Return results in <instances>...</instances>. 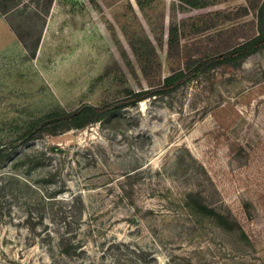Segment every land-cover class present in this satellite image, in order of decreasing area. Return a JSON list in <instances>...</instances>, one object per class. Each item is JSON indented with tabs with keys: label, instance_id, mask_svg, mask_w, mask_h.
<instances>
[{
	"label": "rangeland",
	"instance_id": "374dc122",
	"mask_svg": "<svg viewBox=\"0 0 264 264\" xmlns=\"http://www.w3.org/2000/svg\"><path fill=\"white\" fill-rule=\"evenodd\" d=\"M15 1L7 18L31 25L40 41L35 57L22 61L23 47L0 16V120L23 107L73 110L117 98L115 77L100 79L113 62L134 90L145 89L150 80L129 48L130 35L152 41L166 76L179 67L166 57L169 25L179 26L185 46L200 38L191 33L200 17L245 4L53 0L46 8ZM240 157L246 165L233 162ZM0 184V264H264V50L170 95L28 142L0 164ZM54 186L62 197L83 200L71 236L61 241L42 234L45 225L59 231L41 195ZM188 192L215 206L221 199L238 224L228 230L195 212L184 204ZM27 202H39L33 212L46 211L43 221Z\"/></svg>",
	"mask_w": 264,
	"mask_h": 264
},
{
	"label": "trees",
	"instance_id": "16d2710c",
	"mask_svg": "<svg viewBox=\"0 0 264 264\" xmlns=\"http://www.w3.org/2000/svg\"><path fill=\"white\" fill-rule=\"evenodd\" d=\"M48 8L53 0H37ZM150 0H137L139 5ZM225 0H177L178 5L193 9H203ZM245 4L232 10H216L200 17L191 27L193 35H200L183 46L180 42V28L177 24L169 25L167 29L166 57L179 67L168 75L161 76V63L154 44L147 36L130 35L129 48L138 64L143 77L150 80L149 86L134 90L117 62L108 66L100 79L113 75L120 86L119 96L100 105L84 103L73 110H65L60 105H53L48 109L35 111L29 107L18 110L14 118L0 120V164L10 160L18 149L30 141L42 139L46 136H57L73 129H82L101 119L116 113L126 107L137 104L153 97L172 94L198 76L221 68L235 69L242 62L264 50V0H244ZM19 3L15 0H0V16H4L8 26L23 47L21 60L28 61L36 55L40 41V32L32 36L31 25L10 21ZM33 15L44 19L36 9ZM253 18L246 20L248 16ZM129 64V63H128ZM134 76L135 73L133 74ZM2 99V98H0ZM55 150V149H52ZM236 165H246L243 157L233 159ZM53 173H48L52 179ZM31 185L29 182L27 183ZM32 186V185H31ZM6 185L0 184V192H4ZM34 188V186H33ZM63 192L57 186L50 187L45 194H41L47 208L52 213V223L59 227L58 232H52L45 225L43 235H55L58 241L71 236L69 228L78 220V206L83 200L79 194L62 197ZM41 200V199H40ZM37 220H44L46 211L38 210L39 202H27ZM184 204L192 207L195 212L213 218L220 226L230 230L238 221L230 208L220 199L219 206L210 204L201 194L188 192ZM216 204V205H218ZM41 209V208H40ZM29 212L30 222L33 214ZM33 224V223H32ZM34 225V224H33ZM67 251V248L63 253Z\"/></svg>",
	"mask_w": 264,
	"mask_h": 264
}]
</instances>
